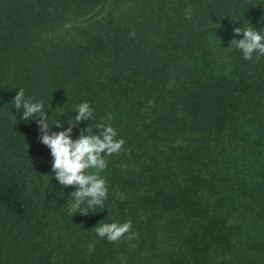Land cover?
Wrapping results in <instances>:
<instances>
[{
  "label": "trees",
  "instance_id": "1",
  "mask_svg": "<svg viewBox=\"0 0 264 264\" xmlns=\"http://www.w3.org/2000/svg\"><path fill=\"white\" fill-rule=\"evenodd\" d=\"M247 21L264 31V0H0V264H264V56L230 41ZM21 88L63 127L88 102L73 138L124 139L104 209L69 212ZM111 220L135 235L98 237Z\"/></svg>",
  "mask_w": 264,
  "mask_h": 264
},
{
  "label": "clouds",
  "instance_id": "2",
  "mask_svg": "<svg viewBox=\"0 0 264 264\" xmlns=\"http://www.w3.org/2000/svg\"><path fill=\"white\" fill-rule=\"evenodd\" d=\"M247 24V27H235L233 32L242 36L239 39L234 36L230 41L244 60L253 59L254 53L255 58L259 59L264 56V31H258L248 21ZM11 105L17 110H22L21 120L35 119L39 142L49 150L51 157V177H54L62 188L72 186V190L67 194L69 212L86 214L89 211L95 212L97 207L104 209L108 188L105 177L100 173L107 166L105 157L119 153L125 143L122 137L118 138L112 124L98 122L90 127L88 123L79 128L78 134L73 138V128H76L79 122L92 120L93 109L88 102L74 106V122L67 120L66 127H63L64 122L57 118L50 124L49 113L45 110L43 102L26 98L22 88L16 89ZM107 119H112L110 114ZM53 126L59 130H51ZM93 128L97 131L93 132ZM131 227L130 220H111L95 226V233L110 242L119 240L126 233L131 239L135 235L130 232Z\"/></svg>",
  "mask_w": 264,
  "mask_h": 264
}]
</instances>
